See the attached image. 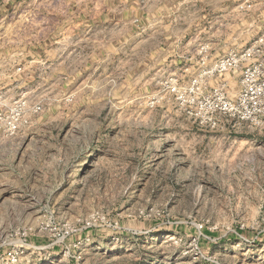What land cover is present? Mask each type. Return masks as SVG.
Listing matches in <instances>:
<instances>
[{
  "label": "rangeland",
  "instance_id": "obj_1",
  "mask_svg": "<svg viewBox=\"0 0 264 264\" xmlns=\"http://www.w3.org/2000/svg\"><path fill=\"white\" fill-rule=\"evenodd\" d=\"M159 9L102 21L87 0H0V88L30 104L0 134V264H264V127L198 126L170 91L261 36L264 0H236L233 42L176 66L182 22ZM221 81L234 98L231 74L207 87Z\"/></svg>",
  "mask_w": 264,
  "mask_h": 264
},
{
  "label": "built area",
  "instance_id": "obj_2",
  "mask_svg": "<svg viewBox=\"0 0 264 264\" xmlns=\"http://www.w3.org/2000/svg\"><path fill=\"white\" fill-rule=\"evenodd\" d=\"M249 9L252 5H248ZM200 52L208 53L202 46ZM231 74L238 76L240 89L234 98L229 96V83L221 81L208 88L207 82ZM170 79L171 94L184 107L183 114L198 126L214 129L220 118L253 127H264V32L242 49L232 50L227 56L211 60L203 56L197 76L180 85ZM30 110L26 94L14 97L12 89L0 88V134L19 132L26 112Z\"/></svg>",
  "mask_w": 264,
  "mask_h": 264
},
{
  "label": "crops",
  "instance_id": "obj_3",
  "mask_svg": "<svg viewBox=\"0 0 264 264\" xmlns=\"http://www.w3.org/2000/svg\"><path fill=\"white\" fill-rule=\"evenodd\" d=\"M113 6L117 8L122 7L127 11H122V16H112V9L110 8V0H87L88 8L92 4L93 18L94 20L110 21L113 19L117 20H129L132 17H142L143 19H159L161 10L159 6L164 3H170V24L173 22L181 21L182 27L170 26V65H178L180 60L176 58V54L180 52L182 48L183 61L187 60L186 57L190 52H200L202 46L208 47V52L221 51L222 47L228 46L226 42L223 44V37H221L222 31L226 33L229 31L230 42H233V36L236 35L235 26V15L232 11V6L236 0H113ZM180 1H182L180 3ZM224 3L226 4L223 7ZM181 5V11L178 12ZM96 10V12H95ZM114 14V12H113ZM96 15V16H95ZM224 20L225 25L222 26L219 20ZM216 21L215 26L207 27L205 22ZM199 23V24H197ZM224 27V28H223ZM208 34L213 30L214 42L203 43L199 40L201 35ZM196 35L195 39H190L191 35ZM189 38V40H187ZM181 39V44L179 40ZM231 42V43H232ZM231 52V51H230ZM185 68V67H183ZM238 84L239 89V78L233 76ZM238 80V81H237ZM234 83V84H235ZM230 85V84H229Z\"/></svg>",
  "mask_w": 264,
  "mask_h": 264
}]
</instances>
